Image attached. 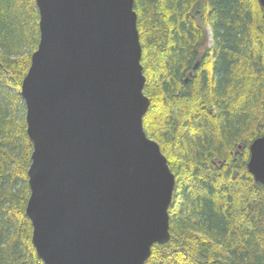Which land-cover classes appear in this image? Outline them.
Listing matches in <instances>:
<instances>
[{"label": "trees", "instance_id": "trees-1", "mask_svg": "<svg viewBox=\"0 0 264 264\" xmlns=\"http://www.w3.org/2000/svg\"><path fill=\"white\" fill-rule=\"evenodd\" d=\"M133 9L143 130L174 174L170 236L144 264H264V184L247 169L249 145L264 135V10L258 0H134ZM37 21L35 0H0V264H43L25 213L32 143L20 97ZM207 28L213 55L193 68Z\"/></svg>", "mask_w": 264, "mask_h": 264}, {"label": "water", "instance_id": "water-1", "mask_svg": "<svg viewBox=\"0 0 264 264\" xmlns=\"http://www.w3.org/2000/svg\"><path fill=\"white\" fill-rule=\"evenodd\" d=\"M35 2L39 41L20 86L33 247L43 264H144L170 236L174 174L143 130L134 0ZM247 169L264 184V135Z\"/></svg>", "mask_w": 264, "mask_h": 264}, {"label": "flooded vegetation", "instance_id": "flooded-vegetation-1", "mask_svg": "<svg viewBox=\"0 0 264 264\" xmlns=\"http://www.w3.org/2000/svg\"><path fill=\"white\" fill-rule=\"evenodd\" d=\"M206 37L207 38H205V45L204 46L201 45V43H199V42H196V44H195V60L192 63L193 68L197 67L198 60L201 58V55H203V53L209 52L210 56L213 55L211 52L215 48L216 42H215V38H213V34L209 28H207ZM191 75H192V70L186 71L185 72V79H188Z\"/></svg>", "mask_w": 264, "mask_h": 264}, {"label": "rangeland", "instance_id": "rangeland-1", "mask_svg": "<svg viewBox=\"0 0 264 264\" xmlns=\"http://www.w3.org/2000/svg\"><path fill=\"white\" fill-rule=\"evenodd\" d=\"M20 97H21V95H20ZM22 98V97H21Z\"/></svg>", "mask_w": 264, "mask_h": 264}, {"label": "bare ground", "instance_id": "bare-ground-1", "mask_svg": "<svg viewBox=\"0 0 264 264\" xmlns=\"http://www.w3.org/2000/svg\"><path fill=\"white\" fill-rule=\"evenodd\" d=\"M38 22V21H37ZM22 111V110H21Z\"/></svg>", "mask_w": 264, "mask_h": 264}]
</instances>
